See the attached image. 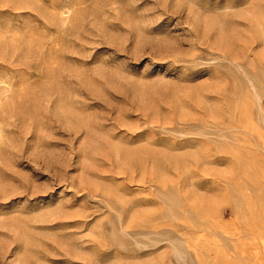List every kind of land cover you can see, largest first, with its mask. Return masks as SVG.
Instances as JSON below:
<instances>
[{
  "label": "rangeland",
  "instance_id": "1",
  "mask_svg": "<svg viewBox=\"0 0 264 264\" xmlns=\"http://www.w3.org/2000/svg\"><path fill=\"white\" fill-rule=\"evenodd\" d=\"M0 264H264V0H0Z\"/></svg>",
  "mask_w": 264,
  "mask_h": 264
},
{
  "label": "bare ground",
  "instance_id": "2",
  "mask_svg": "<svg viewBox=\"0 0 264 264\" xmlns=\"http://www.w3.org/2000/svg\"><path fill=\"white\" fill-rule=\"evenodd\" d=\"M6 4V3H5ZM51 87V86H50Z\"/></svg>",
  "mask_w": 264,
  "mask_h": 264
}]
</instances>
